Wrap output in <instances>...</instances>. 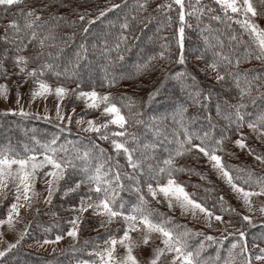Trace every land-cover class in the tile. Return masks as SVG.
Segmentation results:
<instances>
[{"label":"trees","instance_id":"1","mask_svg":"<svg viewBox=\"0 0 264 264\" xmlns=\"http://www.w3.org/2000/svg\"><path fill=\"white\" fill-rule=\"evenodd\" d=\"M141 4H145V0H23L19 5L0 6V80L12 77L20 81L25 72L37 69L43 75L35 79L66 87L75 85L77 89L88 87L109 95L110 103L116 104L127 121L124 128L109 124L96 133L65 126L63 120L57 123L53 119L0 113V150L11 149L23 156L26 149L39 151L40 144H48L59 137L57 146L64 145L68 157L76 164L74 171L69 169L66 173L64 180L68 185L79 178L87 181V175L94 174L101 164L104 165L102 171L109 168L119 171L123 188L117 190V205L123 204V211L127 207L125 201L137 206L140 196L147 199L144 184L164 178L165 172L159 170L167 167L164 161L171 156L174 167L186 169L173 172L172 176L181 179L198 201L215 213H223L231 223L225 228L227 231H210L184 224L157 202H147L145 209L163 214V218L170 220L169 227L178 233H187L188 250H199L201 264H225L230 259V251L232 264H245L249 255L251 264H264V260H256L260 249L264 248V217L251 218L250 223L242 219L243 214L226 200L222 194L223 183H217L210 175L209 164L204 163L206 157L198 150L175 155L178 141L185 140L186 135L193 137L192 144H201L198 137L203 138L208 133L204 144L218 147L217 153L224 162L233 166L234 176L239 174L247 178L251 173L253 181L264 178V169L246 162L233 163L230 159L238 155L235 139L243 135L251 142L247 122L264 115V61L253 58L259 54L253 37L236 22L237 14L229 12L232 19H228L216 0H200L198 5L196 0H184L185 30L181 49L178 45L180 6L174 0H147L144 8ZM168 4L170 8L160 7ZM113 5L119 7L113 8ZM193 7L200 10L198 15H189ZM109 8L112 10L106 11ZM29 11L33 12L31 17L27 16ZM102 11H106L104 16H100ZM214 16L221 19L215 20ZM13 21L19 31L9 27ZM89 21L94 23L89 24ZM29 23L31 27L27 26ZM125 23L127 28L122 27ZM5 36L7 40L3 39ZM232 36L237 40L233 41ZM205 37H208L207 42ZM164 44L168 48H162ZM162 51L163 57L159 55ZM181 51L183 64L178 62ZM217 53L230 56L233 63L220 61ZM249 53L251 55L245 59ZM17 56L28 57L25 72H20L23 65L16 64ZM194 59L210 64L216 61L218 69L215 72L225 79L217 80ZM236 59L240 60L239 65ZM45 65L51 67L45 68ZM228 73L247 74L249 80L253 76L260 79L253 83L251 94L241 98ZM241 86H244L243 80ZM237 103L246 105L242 109L246 114L245 123L239 128L231 107ZM121 131L125 132L124 136H112ZM101 135L109 139H101ZM113 138L126 142V146L134 150L133 159L141 163V169L133 170L122 152L115 154ZM100 149L105 150L103 154ZM84 152L89 153L86 161L80 159ZM236 169L241 171L237 173ZM86 184L95 186L88 181ZM88 190L84 193L90 195ZM67 202L71 201L67 199ZM222 207L234 211L224 212ZM45 215L49 216L48 211ZM45 218L39 216L33 221L21 243L38 237L50 238L57 232L56 223L51 224ZM238 230L245 233L243 239L247 241L244 255L240 254L239 246L231 249L233 243L241 240ZM207 236L215 237L216 242L206 240ZM225 236L227 239L223 238ZM21 243L5 251V256L1 257L3 264H63L83 257L80 248L45 254Z\"/></svg>","mask_w":264,"mask_h":264},{"label":"snow or ice","instance_id":"2","mask_svg":"<svg viewBox=\"0 0 264 264\" xmlns=\"http://www.w3.org/2000/svg\"><path fill=\"white\" fill-rule=\"evenodd\" d=\"M147 0H145V4H141L140 7L144 8L146 6ZM23 0H0V6L10 7L13 5L22 4ZM174 3L179 5L181 8V12L179 14V20L181 22V26L179 28V40L178 45L182 49L183 48V35H184V22H185V13L183 11L184 8V0H174ZM200 0H196V4L198 5ZM216 3L221 6L222 11L225 13L228 19H232L231 16L228 15L229 12L235 14L240 13L242 14L245 19L244 20H237L236 22L241 24V27L244 28L249 35L253 37L255 45L259 51L258 55H255L253 58L257 60L264 61V30H259L258 27L253 24L249 18V14L251 16L257 15L256 9L253 7L251 0H216ZM119 7V5H113V8ZM161 8L168 7L170 8L171 5H161ZM112 8L107 9L106 11H111ZM22 11V10H21ZM106 11H102L100 16H104ZM200 12L199 9L193 7V11L189 13V15H198ZM33 12L29 11L27 16L31 17ZM84 16H81L80 19L84 20ZM215 20H220V16L212 17ZM39 19V17H37ZM99 19V17H97ZM94 23V21H89V24ZM31 27V23L27 25ZM9 27L15 28L19 31V27L15 21H13ZM123 28H127L128 24L125 23L122 25ZM191 27V25H189ZM85 32L88 31L87 28L84 29ZM35 37V33H33V38ZM3 39L7 40V36L3 37ZM231 39L236 41L237 38L232 36ZM205 41H208V37H205ZM240 42V41H238ZM43 44V41H41ZM162 48H168L167 44L162 45ZM161 57L164 56V52L162 51L159 54ZM220 61H225L227 64L231 65L233 60L230 56L223 55L222 53L216 54ZM251 54L245 56L247 59ZM15 62L17 65H23L20 67V72H25L27 68V64L29 62L28 57L25 56H17L15 58ZM179 63H184V56L183 52L179 56ZM235 63L239 65L240 60L236 59ZM45 68H50V65H45ZM211 69L216 71L218 69V63L214 61L212 64L209 65ZM29 77H37L38 75H43L42 71H38L37 69H32L31 71L27 72ZM182 75V74H179ZM227 75L231 76L235 81V86L239 89L240 97L243 98L246 95L251 94L253 83L260 79L259 76H253L251 80H249L248 75L244 74L241 76L238 73H228ZM217 80L223 81L225 79L224 75H217ZM241 80H243L244 86H241ZM36 84L38 87L32 92L34 97L36 96H44L45 94H54L63 99L65 95H67L70 91L74 92L75 90H69L63 86H58L55 89L46 83L43 80H37ZM7 94V86L0 85V95ZM155 95V93L153 94ZM199 95V94H197ZM78 98H85L86 100L90 101L87 104V107L91 109H98L103 104V114L111 115L113 118L108 121V123L119 125L120 128H124L127 121L125 117L121 115L120 109L113 103H110V96L109 95H100L95 90L84 92L81 91L78 94ZM151 99V97H150ZM19 103V100H17ZM231 107L235 110V118L237 121V127H243L245 123V113L242 112V109L246 107L243 103H237L235 105H231ZM21 116H28L29 113L24 112L22 109L19 112ZM57 118L60 120H64L60 114L59 108L57 109ZM69 122L71 118H68ZM139 122V121H138ZM78 124H83V120L77 121ZM108 123L97 125L94 120H89L87 122V127L83 128L82 130L85 132H96L100 133L101 128H107ZM257 125H260L262 129H264V115L257 117L256 121L254 122H247V127L252 129L253 131L256 130ZM63 131V129H61ZM185 133L187 130L185 129ZM264 134V132H262ZM125 132H116L112 133L113 137L116 136H124ZM208 133L204 134L203 138L198 137L201 139V144H192L193 137L191 135H186V139L182 141H178V147L175 151L176 156H182L187 152H191L193 149L198 150L202 153L208 160L211 162V166L216 169L221 178L225 180V182L231 187L232 191L238 195V198L243 201L245 207H247L248 211H253L252 206V197L254 196H262L264 195V178L258 179L253 181L251 176L252 174L249 173L248 177L245 178L237 174L236 176L232 175V171L230 170L233 166H228L223 163L222 157L217 154L218 147H210L207 144H204L205 139L208 137ZM101 139H109L107 135H101ZM59 137H54L48 144H40L39 145V153L37 154V149H26L25 155L21 156L19 153H15L11 149L7 150H0V189L7 187V182L9 180H13L16 182V192H20L21 186L23 187V191L25 194V199H29L27 193L32 190L34 186V182L37 178V173L43 171L44 169H50L49 171H44L43 175L45 177H52L51 180H48V197L49 202H51V197L54 191L59 190L58 185L61 180L65 179L66 173L69 169L73 171L76 169L75 162L70 159L67 155V149L64 145L57 146V140ZM246 137L241 135L240 139L236 140V145L244 149L247 147L245 143ZM111 143L115 148L116 152L119 154L121 150L123 151L124 155L126 156L127 162L133 170L141 169V163L137 160L133 159V151L130 150L126 146V142L121 143L116 139H112ZM202 144L204 146H202ZM186 145L188 147H186ZM98 147V146H97ZM104 149H100L101 154L104 153ZM249 152H252V149H249ZM89 158V153L84 152L80 159L87 160ZM110 159V158H109ZM173 157L170 156L169 159L164 161V164L167 165V169L161 168L159 171L161 173L167 172L168 179L166 184H159L157 183L156 187H153L151 183L147 185L148 192L151 194L153 198L157 197L158 194H161L164 199L168 201L169 208H172L175 205L181 208L184 212L191 211L192 215L195 216L197 211L203 213L208 220V226H211V221L214 219L221 223L230 224L231 221H224L223 216L215 215L214 212L210 211L208 208L204 207L201 203H198L195 199H193L192 195L189 194L185 188L178 184L175 179L172 178L173 172H181L185 171L186 169L183 168H176L174 167ZM257 160L264 162V156L257 155ZM15 166V168L13 167ZM104 165L101 164L99 167H96L94 170V174L87 175V181L93 183L95 186L93 188H89V193H95L101 198L96 203H88V201L92 200V196L85 194L84 197L80 199V211L87 212L89 209H92L95 214L106 216L108 218V222L111 223L113 219L120 218L124 222H126V227L124 228V234L119 239V241L115 238H111L110 240L106 241V244L110 245L103 249L102 252L97 253L99 257V261L101 264H111L114 261V252L116 245L119 243L122 247L126 249V255L122 260L115 261V264H140V261L137 259L136 255L133 254V249L138 247L139 245L132 239L130 236V232L137 231V223L139 222L142 224L148 233H159L161 237V242L164 247L154 249V256L150 259L149 264H158L161 257L166 253H175L176 255L171 261V264H176L179 260L181 264H201L199 260V250L196 252L188 250V245L186 242V235L187 233H178L175 231L174 228L169 227L170 220L167 218H163V214L156 213L154 214L151 210H146L144 205L147 204V201L143 196H140V204L133 207L131 211L127 214L123 211V204L117 205V196H118V189L123 188V184L121 183V173L119 171H113V169L109 168L107 171H102ZM87 172V168L84 169ZM237 173L241 170L236 169ZM127 176L128 174L125 173ZM111 176L112 178L109 179L108 177ZM130 179H136V177H129ZM84 180H81L74 184L73 187L68 188L65 192L67 195L70 192L77 191L81 184L84 183ZM115 182V187L113 186ZM244 185V186H242ZM247 186V188L245 187ZM252 189H258L252 190ZM137 192L140 191L139 188L136 189ZM86 197V199H85ZM19 199V197H17ZM220 200L223 201V197H220ZM259 212L264 213V206H261ZM222 211L230 212L234 211L229 207H222ZM15 212L17 215L19 214V210L16 204L11 206V210L9 212L7 223L9 227H13L12 222V213ZM157 216V219H153V216ZM79 218H77L78 220ZM242 219L244 221L251 222L250 216H243ZM77 221H73V225L76 224ZM4 221H0V224H3ZM103 226V225H102ZM227 231V229H225ZM239 231V230H238ZM77 228L74 226L67 235L75 237L77 236ZM195 235H202V233H195ZM231 235V233H229ZM239 237L241 238L240 241L237 243H233L231 245V249H236L238 246L241 248V255L247 253V241L243 238L245 237V233L243 231H239ZM227 239V236L223 237ZM21 239H23V234L21 235ZM62 239L61 236L56 237V241L58 242ZM148 235H145L143 239V244L148 243ZM206 240L216 242V238L212 236L205 237ZM19 240H17L16 244H10L9 249L15 248L17 244H19ZM45 243H50V241H45ZM203 247V245H201ZM5 251H0V257L5 256ZM232 253L229 252V260L225 261V264H232L231 260ZM256 260H264V248L260 249V254L256 256ZM83 264H87V262H83ZM245 264H251V257L250 255L246 258Z\"/></svg>","mask_w":264,"mask_h":264},{"label":"rangeland","instance_id":"3","mask_svg":"<svg viewBox=\"0 0 264 264\" xmlns=\"http://www.w3.org/2000/svg\"><path fill=\"white\" fill-rule=\"evenodd\" d=\"M251 2L253 7L256 9L257 15L251 16V14H249V18L259 30H264V0H251ZM236 14L237 20L242 21L245 19L242 14L235 13V15ZM194 61L198 62L200 64L199 66L202 67L204 71H207L208 73L217 77V73L209 67L210 63L198 61V59H194ZM27 72H25V75H23L20 81L18 80L19 82L17 80H13L12 77H9L6 80H0V85L7 86L6 97L5 95H0L1 114L9 115L10 113H14L19 115V112L22 109L24 112L29 113L28 116L39 117L46 120L53 119V121L61 123V120L57 118V109L59 108L60 114L65 117L63 120L65 126H71L81 130L88 126L87 122L89 120H94L97 125H101L108 123V121L113 118L111 115L103 114V104L98 109H91L87 107V104L90 103V101L86 100L85 98H78L79 92H88L94 90L89 89L88 87L77 89L75 88V85L66 87L62 84L58 85L51 83V81H45L52 87V89H55L58 86H63L69 90L75 91H70L63 97V99L57 97L54 92L52 94L34 97L32 92L38 87L36 84L38 79L29 77ZM96 92L100 95H107L100 91ZM17 100H19V103H17ZM68 118H71L70 122ZM79 120H83L84 123L78 124L77 121ZM109 124L111 123H108V125ZM250 130V134L252 135L251 142H247L245 140L247 147L241 149L235 143V141L240 138L235 139L234 143L235 148L238 151V155L231 156L232 158L230 159H232L233 163L238 162L237 164H241L242 162H246L264 169V162L256 159L257 155L264 156V134H262L264 129H262L260 125H257L255 131L252 129ZM249 149H252V152H249ZM121 152L123 153L122 150ZM38 153L39 151H37V154ZM115 154L118 155L116 150ZM217 154L220 155L219 153ZM204 163L209 164L210 175H212V177L217 180V183L220 181L223 183L224 191L222 194L226 196V200H228L230 205H232L238 212L242 213L243 216H250L252 219L257 216L264 217V213H261L258 210L261 206H264V195L252 197L253 211L249 212L247 207L244 206L243 201L238 198V195L234 193L225 180L221 178L219 172L211 166V162L207 157L205 158ZM223 163L228 165L226 162H224V160ZM13 167L15 168V166ZM167 167L165 169H167ZM49 170L50 169H44L43 171L37 173L34 186L32 190L27 193L29 197L27 200L25 199L22 186L20 192L15 191L17 185L13 180H9L7 182L6 188L0 189V221H4L3 224H0V251H7L9 249V245L16 244L17 240H19V243H21V235L23 234L24 238L27 229L31 226L33 221L37 217L43 216L44 218L46 217L45 220H49L51 224L56 223V226L59 227L56 230L57 232H54L53 236L50 238L38 237L35 239H28L21 244H24V246L27 248H32L33 251L39 253L44 252L45 254H53L56 253V251L59 253L68 249H70V251H74L79 250L80 248L82 249L81 254L84 258L79 257L73 261L71 260V262H67L66 260L67 263L63 264H83V262H87V264H101L97 253L102 252L104 248L110 246L106 244V241L110 240L111 238H115L119 241V239L124 234L123 230L126 227V222L120 218H115L111 223H109L106 216L97 215L92 209H89L87 212H81L80 199L81 197L85 196L84 192L93 186L86 184L87 181L84 180L85 182L81 184V187L77 191L70 192L65 195V192L68 188L73 187L75 183L81 181L80 178L70 186L68 185L69 183L67 181L61 180L58 185L59 190L54 191L51 197V202H49L47 182L48 180H51L52 177H45L43 175L44 171ZM232 175L234 176V174ZM163 177L164 178L160 181L156 180L153 182H146V184H144L143 191L147 197L146 201L148 203H159L161 208H164L171 216L183 220L184 224L190 223L191 225H195L197 228L202 227L213 231L225 229L227 227L228 224L218 222L214 219L211 221V226L209 227V222L203 213L197 211V214L193 216L191 211L184 212L181 208L175 205V202L174 206L169 208L168 201L164 199L161 194H158L157 197L153 198L148 192L147 185L151 183L153 187H156L157 183L166 184L168 179L167 172L164 173ZM172 178L175 179L178 184L182 185L189 194H191V191L184 186L185 184L181 179H176L173 176ZM218 189L223 190L221 188ZM252 190L258 191V189ZM90 195L92 196V200L88 201V203H96L101 198L94 193H90ZM191 195L198 203H201L204 207L209 209L208 206L204 205L201 201H198L193 194ZM70 196L77 197V201L74 202L76 199L73 200L74 198ZM17 197H19V199H17ZM67 199L73 203L67 202ZM13 204L17 205L19 214L17 215L15 212L12 213L13 227H9L7 218ZM124 204L127 206L125 208L126 210L124 211L125 214L129 213L131 209L136 206L132 203L128 204L126 201ZM209 210L212 211V209ZM47 211L49 216L45 215ZM214 214L223 216L224 221H227V218L223 215V213L214 212ZM77 218L79 219L77 220ZM73 221H77L75 225H73ZM74 226L77 228V236L72 237L67 235V233ZM137 229V231L130 232L132 239L139 245L133 249V254L136 255L137 259L140 261V264H149L150 259H152L154 256V249L164 247V245L161 242L159 233H148L147 229L139 222L137 223ZM145 235H148L149 237L148 243L146 245L142 242ZM57 236H61L62 239H60L58 242H55ZM45 241H50V243H45ZM125 255L126 249L118 243L114 252V261L111 262V264H115V261L117 260H122ZM175 255V253L166 252L161 257L158 264H171V261ZM0 264H3L1 257ZM176 264H181V262L178 260Z\"/></svg>","mask_w":264,"mask_h":264}]
</instances>
